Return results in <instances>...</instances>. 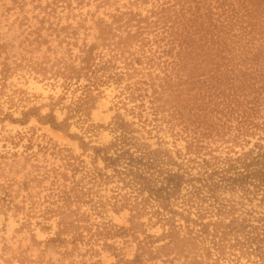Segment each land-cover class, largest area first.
<instances>
[{
    "label": "rangeland",
    "instance_id": "rangeland-1",
    "mask_svg": "<svg viewBox=\"0 0 264 264\" xmlns=\"http://www.w3.org/2000/svg\"><path fill=\"white\" fill-rule=\"evenodd\" d=\"M0 264H264V0H0Z\"/></svg>",
    "mask_w": 264,
    "mask_h": 264
}]
</instances>
